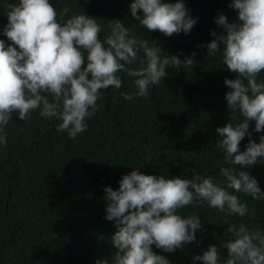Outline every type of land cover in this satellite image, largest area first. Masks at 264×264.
<instances>
[{"label": "trees", "instance_id": "trees-1", "mask_svg": "<svg viewBox=\"0 0 264 264\" xmlns=\"http://www.w3.org/2000/svg\"><path fill=\"white\" fill-rule=\"evenodd\" d=\"M16 0H0V39L8 23L4 5ZM59 12L88 14L102 25L101 38L109 32V20H121L140 39L161 47V57L177 55L183 61L193 57L191 67H166L160 84L151 85L147 98L124 99L123 93L135 91L133 78L119 73L120 89L101 90L94 116L86 120V131L69 138L57 131L61 122L45 119L39 110L31 119L20 120L18 113L5 126L6 144H0V264H97L111 261L115 251L111 236L115 223L107 220L104 199L107 186L118 189L123 175L135 168L144 174L191 178L195 172L222 179L224 162L221 139L216 129L242 117L232 112L225 99L230 90L225 79L237 74L224 67L222 56H208L204 46L223 33L216 18L226 15L230 23L238 18L231 0H184L196 19L190 33L166 36L149 32L131 14L133 0H51ZM175 2V0H173ZM144 59L138 54L130 67ZM258 80H264L262 72ZM251 139L259 142L264 132L255 131L250 122ZM249 137L240 143L246 150ZM239 170V166H232ZM264 191V158L246 169ZM246 202L245 217L220 213L207 204L179 210L201 219L196 240L174 252L152 245L153 251L168 258L170 264H202L194 260L211 245L220 248L222 260L227 250L222 243L229 237L231 224L245 223L250 229L264 231V200L238 194Z\"/></svg>", "mask_w": 264, "mask_h": 264}, {"label": "clouds", "instance_id": "clouds-1", "mask_svg": "<svg viewBox=\"0 0 264 264\" xmlns=\"http://www.w3.org/2000/svg\"><path fill=\"white\" fill-rule=\"evenodd\" d=\"M238 18L230 23L220 14L216 24L224 30L204 45L208 56L220 53L224 67L237 78H226L230 89L225 99L234 114L242 117L216 129L221 137L218 147L224 162L220 181L194 171L191 178L144 174L140 168L123 175L119 188L107 186L106 219L117 231L111 236L115 249L111 261L97 264H170L167 257L153 251L152 245L165 252H174L195 241L201 219L180 214L190 205L207 204L220 213L245 217L246 202L238 194L264 200V191L246 170L264 158V135L259 142L251 139L250 122L255 131L264 132V0H231ZM131 14L149 32L166 36L188 34L196 24L184 0H133ZM8 23L0 39V144H6L5 126L18 113L20 120L31 119L39 110L45 119L61 121L57 131L75 139L86 131V120L95 115L101 90L120 89L119 73L133 78L135 91L123 93L124 99L147 98L151 85L160 84L167 75L166 67H191L192 56L183 61L177 55L161 57V47L140 39L121 20H109L104 38L103 27L88 14L69 16L65 7L59 12L51 0H16L4 5ZM142 52L138 67H130ZM249 137L246 150L240 143ZM232 166H239V170ZM229 237L222 243L227 257L222 260L216 245L209 246L194 260L202 264H264V231L249 228L245 223L231 224Z\"/></svg>", "mask_w": 264, "mask_h": 264}]
</instances>
